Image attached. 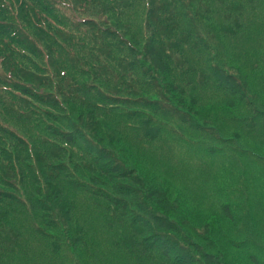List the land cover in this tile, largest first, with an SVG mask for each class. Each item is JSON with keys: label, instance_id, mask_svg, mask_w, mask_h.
I'll return each mask as SVG.
<instances>
[{"label": "trees", "instance_id": "trees-1", "mask_svg": "<svg viewBox=\"0 0 264 264\" xmlns=\"http://www.w3.org/2000/svg\"><path fill=\"white\" fill-rule=\"evenodd\" d=\"M33 1L34 20H23L33 34L20 29L29 38L13 58L21 70L12 72L33 86L34 92L24 86L21 94L41 107L42 115L49 113L53 125L46 126L41 115L45 127L38 119L36 126L62 145L36 142L32 127L22 130L24 117L13 112L12 101L2 99L0 264H28L22 252L39 244L48 245L54 264H264V24L250 28L235 19L230 31H214L224 39L218 52L203 44L195 27L198 19L212 25L216 7L235 5L238 14L244 0H69L89 15L86 24L92 27L75 28L76 35L56 31L72 54L37 28L39 13L55 17L54 0ZM17 5L25 7L21 0ZM102 17L115 31L100 29ZM48 22L38 21L51 30ZM231 33L233 47L225 44ZM239 34L249 41L246 51L235 49ZM36 44L42 59L48 57L43 74L49 83L26 75L30 57L39 58ZM184 48L192 57L182 56ZM69 76L83 97L88 98V87L96 97L65 99L56 85ZM96 103L109 104L106 110L118 115L97 114L104 105ZM85 108L93 117L84 125L78 109ZM125 121L120 132L117 125ZM131 122L144 127L136 131ZM138 135L146 144L156 142L155 149L138 155L129 143L142 141ZM22 136L33 155L22 146ZM77 144L87 153L84 164L73 161ZM63 184L74 194L103 197L122 213L84 196L86 215L98 223L84 226L82 216L74 222V196ZM129 190L140 199H130ZM234 224L240 229L231 233L237 240H227ZM191 225L206 231V241H215L220 251H195L188 240ZM158 232L167 234L161 239Z\"/></svg>", "mask_w": 264, "mask_h": 264}, {"label": "rangeland", "instance_id": "rangeland-1", "mask_svg": "<svg viewBox=\"0 0 264 264\" xmlns=\"http://www.w3.org/2000/svg\"><path fill=\"white\" fill-rule=\"evenodd\" d=\"M14 3V6H11L10 4V0H0V106L2 104V99H5V96L12 101V105H13V112L19 113L21 114L24 118V122H23V128L22 130H25V127L27 126L29 129L30 133L34 134V137L36 138L35 141L39 142L41 141H46L51 145H55V146H59L62 144H55L53 142H51L50 140H53L54 138L49 137V133L46 131L45 128H41V127H37L36 125V119H38V121H40V124L44 126V124L42 123V119H41V113L40 111H42L41 107L36 106V104H34V102L31 101V99L29 97L24 96L21 90H23V88L25 87H33L32 85L25 83L24 80L22 78H19L17 75L16 77L13 76V72H15L18 70H21L17 64L15 63L13 58L16 57L17 55H21L23 53V50L20 48V43L21 41L25 40L24 37H28V35H26V33L20 31V29L23 30H27L29 31L31 34H33L29 28L23 23V20L25 17H28L29 19H31L32 21L34 20V15H33V9L30 8H35L36 7V3L33 0H21L23 4H25V7L23 9L19 8V5L15 6V1L16 0H11ZM53 12L52 14L55 15V17H51L50 14H48V12H42L39 13L37 15V28L40 32V34L45 33L44 36H48L51 40L54 39V41L59 40V42L65 46L64 42H62L59 38L60 34L59 32L56 33L57 30L59 31H64L67 33H73L74 35L78 34L77 30H74L75 28H78L81 31H85L87 29H90L92 27H90L91 25H87L86 21L90 18H88L89 15H85L83 12H78L77 7L76 6L74 9L72 8V6L69 3V0H54L53 2ZM235 4H238V2L236 1ZM144 8L145 5L143 3ZM263 7V8H262ZM217 8V12L216 14V18L213 19L214 22H212V25H209L208 23L204 22L202 19H198L199 21H197L195 27H197V29L199 30V36L203 42L204 45H206L207 47H209L210 50H213L217 52L219 50L223 49V43H224V39H219L216 34L214 33V31H219V28H224V31H230L231 30V26L229 25V22L234 21L235 19H237L238 22H240L241 20L246 22V25L249 26L250 28H252L255 24H253L254 22L257 23L258 25H263L264 24V0H244V3H242L241 9L239 11L238 14H235L233 12V10L235 9V5H231L229 8L227 7H216ZM232 9V10H231ZM225 15V16H223ZM223 16V17H222ZM239 17V18H236ZM40 19H47L49 22V24H51L50 26L52 27L51 30L48 29L47 26L45 25H40L41 23H38V21ZM122 20V18H120ZM228 19V20H227ZM103 20V24L100 26V29H109V30H114L113 26H111L112 24L109 22L108 18H104L102 17ZM99 21V20H97ZM105 21V22H104ZM123 21V20H122ZM72 24H71V23ZM101 22V20L99 21ZM256 24V25H257ZM126 29H128V25H126L124 23ZM129 30H133L131 27ZM115 31V30H114ZM134 32V31H133ZM211 32V33H210ZM135 33V32H134ZM219 35L220 32H218ZM55 36V38H54ZM61 36V34H60ZM65 37L61 36V39H64ZM121 39H123V37H120ZM226 45H229L230 47H233V35L232 33L229 34L228 38H227V42L225 43ZM249 44V41H246L244 39V37L239 34L237 36V46L235 47L236 50H241L242 51H246V47ZM38 47V57H30L31 62H32V67L30 65L29 68H25L26 71V75L28 77L31 78H40L42 80H44L45 83H49V79L48 77H46L43 72L47 71V63H45L46 61H48V57L46 56L45 59H42V49H41V45L36 44ZM61 45V46H62ZM62 46V47H63ZM67 48L66 51L69 53H73V48H70L68 46H65ZM212 47H215L214 49ZM69 48V49H68ZM185 49V48H184ZM208 49V50H209ZM209 53V52H208ZM239 56V54H237ZM182 56H186V57H192V54L189 52L188 49H185L183 51V55ZM63 57V56H62ZM75 58H78L77 56H74ZM240 58V56H239ZM181 61H183L182 58H180ZM83 62H86V60ZM61 62L58 61L57 62V67H55L56 70H59L58 65ZM56 65V64H55ZM54 65V66H55ZM62 70H64V67L62 68ZM83 71H85L86 73L90 72L89 70L83 69ZM32 74V76H30ZM88 82L92 81V78L87 80ZM59 85H56V91L59 93H62L65 97V99L67 98V96H71V97H75L79 100H87L90 101V99H93L94 97H96L95 91L93 89H91V87H88L89 89H87V95L88 98L83 97L80 92H78L75 88H76V82L72 81V77L69 76L68 81L67 82H63V80H59ZM87 85H89V83H87ZM25 86V87H24ZM100 86H102L100 84ZM31 91L34 92L33 89L30 88ZM3 92H7L8 95L4 94ZM18 97V98H16ZM23 101H22V100ZM97 106H101V108H97L95 110V112L99 115L102 114H107L109 115H118V112H114V113H109L110 111H107L106 108L109 107V104H95ZM15 106V107H14ZM44 106V105H43ZM46 107V106H44ZM69 107V106H68ZM82 107V106H80ZM48 108V107H47ZM3 107H0V111L2 112ZM74 110V109H73ZM81 110V111H80ZM61 111H67L66 110H61ZM79 112L82 113V123L85 125L86 123L89 122V118L93 117L91 116V113L89 111V109H78ZM48 112H45L44 115H42V117H47L48 116ZM111 117V116H109ZM107 119V117H104ZM29 120V121H28ZM58 121H60L61 123H63V119H57ZM51 120L47 119L45 120L46 126H52L53 124H51L50 122ZM95 122H99V117L96 116L95 118ZM124 123V124H123ZM122 125H117L119 131L121 132V129L127 125V121L123 122ZM144 123V122H143ZM132 124V128L134 130H142L143 129V124L142 122H139L138 124V128H135L134 122H131ZM89 125V124H88ZM32 127V128H31ZM45 127V126H44ZM47 128V127H46ZM87 128V127H86ZM56 129H58V127H56ZM88 129V128H87ZM141 133V132H140ZM76 134V133H75ZM77 135V134H76ZM143 135H138L137 139H142V141L136 142L133 139H131L132 142H129L133 149L135 150V152L140 155L143 151V149L147 150V148L152 146L154 147L156 142H153L152 144H146L147 140H145L143 137ZM102 140V139H101ZM90 144L94 145L95 147H97L99 150H103L102 147L98 146L96 143L91 142ZM104 143L108 142V140H102ZM20 142L22 144V146L28 150L30 155L34 154L33 151V147L32 145L25 139V137H20ZM44 143V142H43ZM46 144V143H44ZM47 146H49L48 144H46ZM77 147H74V162H78L81 161L82 164H84L85 162H83L82 158H85L87 156V153L81 150V146L80 144L76 145ZM82 148L84 150H87L89 148V144L84 142ZM155 149V147H154ZM107 153V152H106ZM105 153V154H106ZM151 154H158L160 152H158V150H152L150 151ZM35 156V155H34ZM33 156V157H34ZM142 156V155H140ZM152 157V156H151ZM143 160H147V156L143 155ZM115 161V160H114ZM113 161H110L108 163H112ZM149 165H146V168ZM145 170L146 168L143 167ZM149 171V170H147ZM129 174L131 175V177L133 178V175H135L134 171H129ZM164 179V178H163ZM85 183H88L87 185H92L89 184V180H83ZM61 182V181H60ZM64 182V181H63ZM63 186L65 187V190L67 192V195L70 194V196H74L73 200L71 201V203L74 205L73 208V216L75 218L74 222L79 221L80 217L82 216L83 219V223L80 222V224H85L84 226H88L90 225L92 222H96V224L98 223V219H96L95 217H93V219L91 220V218H89L86 213L85 210L83 209V200H84V196L88 197L92 200H94L95 202L102 204V205H106V206H110L113 208V206L109 205V203H107V201L103 198V197H97L94 196L90 193L87 192H83V191H77L75 194L71 192V189L66 187L65 184H63ZM178 190V189H177ZM179 191V190H178ZM129 193L131 194L130 199H133L134 201H138L140 198L138 196H135V193H131V191L129 190ZM80 195H83V197H81ZM180 196V191H179V195L177 196V200L178 197ZM134 197V198H133ZM115 209V211L120 212V209ZM58 213V212H57ZM125 215H128L127 213H123ZM113 214H111L112 216ZM78 219V220H77ZM259 219V225H261V227L263 226V220L260 216H258ZM104 221V220H103ZM108 222V220H106ZM99 227V224H98ZM260 227V228H261ZM230 228V234L225 235L224 237L228 240V239H234L237 240L236 238H233L231 233H236L238 232L240 229L239 227H237L235 224ZM191 229L194 230L193 233L194 234H188V240L192 241V245L195 249V251H200L202 253H206L207 251V247L211 248L210 253H213L212 249H217L216 251H220V247L217 246L216 242L214 241L213 243L206 241L208 240V233L200 228H192L191 225ZM105 232V231H104ZM159 233V232H158ZM161 236V239L164 238L163 236L165 233H159ZM202 239V241H199L200 239ZM165 240V239H164ZM178 243V240H175ZM261 243L264 244V240H261ZM215 247V248H214ZM194 250L192 252H195ZM50 248L48 247V245H44V244H39V246L33 248L30 252L25 251L22 252L24 253L26 256L23 257V259L25 261H27L28 259L31 260L28 262V264H54L53 263V259L51 254L49 253ZM21 253V254H22ZM197 257V256H196ZM198 259H202V258H197Z\"/></svg>", "mask_w": 264, "mask_h": 264}]
</instances>
